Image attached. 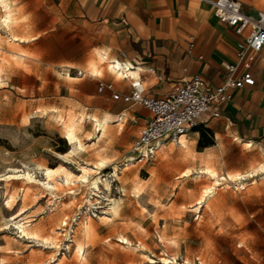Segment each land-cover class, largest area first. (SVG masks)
I'll return each mask as SVG.
<instances>
[{"label":"rangeland","instance_id":"374dc122","mask_svg":"<svg viewBox=\"0 0 264 264\" xmlns=\"http://www.w3.org/2000/svg\"><path fill=\"white\" fill-rule=\"evenodd\" d=\"M239 1L248 14L264 17V0ZM5 3L10 20L0 4V264H264V152L224 162L200 157L198 145L171 142L145 163L128 161L142 116L151 114L138 105L119 117L93 108L111 99L110 90L97 91L98 81H131L108 68L112 55L101 61L93 50L85 65L72 63L83 61L72 52L78 41L68 32L77 19L76 0ZM75 69L80 74L69 76ZM86 77L89 83L81 82ZM93 116L109 120L103 133L100 124L92 126ZM80 117L79 145L68 144L66 122ZM201 139L202 145L210 141L205 132ZM82 165L90 168L85 179ZM98 179L108 181L109 198L119 199L117 212L109 211ZM207 189L212 193L206 195Z\"/></svg>","mask_w":264,"mask_h":264},{"label":"crops","instance_id":"0c3cea01","mask_svg":"<svg viewBox=\"0 0 264 264\" xmlns=\"http://www.w3.org/2000/svg\"><path fill=\"white\" fill-rule=\"evenodd\" d=\"M75 4L77 19L71 20L68 32L72 40L78 41L72 52L83 61L71 58L72 63L85 65L93 50L101 61L103 55H112L110 59L121 67L129 64L126 77L112 72L130 81L139 79L147 97H161L178 86L182 78L194 75H199L207 90L213 92L226 76L224 65L236 63L238 37L217 20L208 4L198 0H76ZM251 72L254 85L227 89V99L211 101L197 126L178 141L195 148L200 140L202 143L203 131L211 144L200 147L202 150L196 154L212 155L224 162L231 161L227 158L235 154L254 156L264 152V53L257 57ZM88 79L82 78L81 82L89 83ZM93 88L85 95L93 97ZM129 91L130 82L112 85L111 92ZM133 106L112 98L93 104L94 109L118 117ZM148 119L142 116L141 124Z\"/></svg>","mask_w":264,"mask_h":264},{"label":"built area","instance_id":"2783aa9c","mask_svg":"<svg viewBox=\"0 0 264 264\" xmlns=\"http://www.w3.org/2000/svg\"><path fill=\"white\" fill-rule=\"evenodd\" d=\"M198 1L208 4L217 20L238 37L235 44L236 63L224 65L226 76L213 92L207 90L199 75L182 78L172 91L158 98L145 96L139 79H131L130 91L126 94L112 92L114 101L142 106L151 114L131 147L132 156L128 161L145 163L151 160L162 143H175L195 128L200 117L209 111L211 101H225L227 89L254 85L255 76L251 67L264 53V18L248 14L239 0ZM122 56L125 57L123 53ZM68 74L76 76L80 72L70 71ZM105 89L111 91L112 85L99 81L97 91L101 93Z\"/></svg>","mask_w":264,"mask_h":264},{"label":"bare ground","instance_id":"6f19581e","mask_svg":"<svg viewBox=\"0 0 264 264\" xmlns=\"http://www.w3.org/2000/svg\"><path fill=\"white\" fill-rule=\"evenodd\" d=\"M0 4H1V6H2V8H3V10H4V12H5V16H4V18H5V21H8V20H10L9 18H10V10H9V6L5 3V0H0ZM258 16L260 17V18H264V17H262V16H260L259 14H258ZM107 59V57L105 56V55H103L102 56V60H106ZM110 64H109V66H108V68L110 69V70H112L113 72L115 71L116 73H117V75H119V76H122V77H126L127 76V74H128V69H129V64H125L123 67H121L120 65H119V63L118 62H116L115 61V59H110ZM83 120H84V118L83 117H80V118H77L75 121H73L72 119H70V120H68L67 122H66V129H67V133H68V144H74V143H77L78 145H79V139L77 138V136H76V131H77V129H79L80 127H81V125H82V122H83ZM90 121H91V124H92V126L93 127H97L99 124H100V126H101V132L103 133L104 132V130H105V127H106V125H107V121H106V119L105 118H103L101 121L100 120H98L95 116H93V117H91V119H90ZM100 132V131H99ZM182 137V136H181ZM179 143L180 142H183V140H179L178 141ZM160 147L163 149V148H165L166 146H165V143H162L161 145H160ZM77 148H78V146H77ZM80 148V147H79ZM90 168H88L87 166H80V169L79 170H81V172H82V175H81V178L82 179H85L87 176H86V173L88 172V170H89ZM124 170H127V169H124ZM260 170V169H259ZM262 170V169H261ZM256 171V170H255ZM206 172V171H205ZM210 174H213L212 172H209ZM50 174H51V170H49V169H46L45 170V176L48 178L49 176H50ZM253 176V171H251V172H248V173H246L245 174V177H252ZM241 177V175H238L236 178H240ZM98 182L99 183H103V187H104V196L106 197V200L109 202V211H111V212H115L116 211V209H117V207H118V200L119 199H111V198H109L108 197V194H109V185H108V181L106 180V179H103V180H99L98 179ZM92 185H93V187L98 191L99 190V187H98V185H97V182L96 181H94V182H92ZM209 193H212V191H211V189H207L206 191H205V194L207 195V194H209ZM200 202V201H199ZM117 212V211H116ZM18 229H19V232L21 233V234H23V235H26V232H25V228L23 227V224H19L18 225ZM87 230H88V227L84 224L83 225V232L84 233H86L87 232ZM75 251H76V253L77 254H79L80 256H82V254H83V248H82V246L80 245V244H76L75 245Z\"/></svg>","mask_w":264,"mask_h":264},{"label":"trees","instance_id":"16d2710c","mask_svg":"<svg viewBox=\"0 0 264 264\" xmlns=\"http://www.w3.org/2000/svg\"><path fill=\"white\" fill-rule=\"evenodd\" d=\"M202 134H203V132H202ZM209 144H211L210 141H207L204 145H202L201 140H200L197 145H198V147H202V146H207Z\"/></svg>","mask_w":264,"mask_h":264}]
</instances>
